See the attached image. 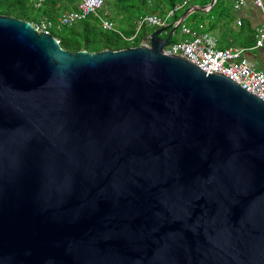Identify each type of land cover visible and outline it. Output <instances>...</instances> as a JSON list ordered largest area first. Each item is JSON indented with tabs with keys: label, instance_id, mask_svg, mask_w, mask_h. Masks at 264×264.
<instances>
[{
	"label": "water",
	"instance_id": "obj_1",
	"mask_svg": "<svg viewBox=\"0 0 264 264\" xmlns=\"http://www.w3.org/2000/svg\"><path fill=\"white\" fill-rule=\"evenodd\" d=\"M166 29L70 51L0 15V264H264V100Z\"/></svg>",
	"mask_w": 264,
	"mask_h": 264
},
{
	"label": "built area",
	"instance_id": "obj_2",
	"mask_svg": "<svg viewBox=\"0 0 264 264\" xmlns=\"http://www.w3.org/2000/svg\"><path fill=\"white\" fill-rule=\"evenodd\" d=\"M31 1L34 2L36 7H41L47 0ZM234 1L236 8L247 4L246 0ZM254 3L259 8L264 7L262 0H254ZM184 4L186 2L176 4L164 18L156 13H147L139 16L135 20V33L129 35L128 39L134 41L138 32L146 25L170 28L172 29L170 32L171 37L176 32V29L180 28L183 37L176 41H170L165 46L164 51L167 54L182 57L202 70L225 75L247 91L264 100V70L248 56L247 49L233 47L219 48L217 38L206 30L204 24L200 23L197 27H192L184 23L182 18L178 17L177 13ZM74 5L75 8L65 10L57 22L49 18H42L32 25L40 33L52 34L54 28L60 29L66 25H73L91 15H95L100 18L104 29H115V21L105 16L109 13L105 8V0H74ZM169 18H172V20H168ZM238 23L241 24V20ZM173 28L176 29L173 30ZM150 39L151 34L147 36L146 40H143V43L146 42L144 44L148 45ZM262 46H264V22L258 28L256 41V47Z\"/></svg>",
	"mask_w": 264,
	"mask_h": 264
},
{
	"label": "trees",
	"instance_id": "obj_3",
	"mask_svg": "<svg viewBox=\"0 0 264 264\" xmlns=\"http://www.w3.org/2000/svg\"><path fill=\"white\" fill-rule=\"evenodd\" d=\"M107 1L108 3L111 2V0ZM119 1L125 2L123 5L126 9L124 7L123 9L125 12H129L132 18L126 20L123 25L117 24L115 29H104L100 18L95 15H91L85 20L73 25H66L60 29L54 28L52 30V34L60 40L62 47L70 51L87 49L94 52L104 49L119 50L129 46H138L142 43L145 35H150L155 30V27H144L137 38H135L134 41H130L128 36L134 34L136 30L135 20L139 16L147 13H156L160 17H166L169 11L177 4L176 0H171L170 4L172 8L168 11L164 10L162 5L158 8L154 7V10L151 9L149 11L147 9L149 7V0ZM32 3L34 4L31 0H0V15L14 16L30 22H38L42 18H49L54 22H57L58 18L64 13V10L75 8L74 0H47L41 7H36L35 4L33 5ZM220 3H218V5ZM213 9L214 7L210 10ZM34 10H37L36 14L32 12ZM106 10L108 11L107 8ZM102 13L104 14V12ZM177 15L179 17L178 13ZM105 16L113 20L110 12Z\"/></svg>",
	"mask_w": 264,
	"mask_h": 264
},
{
	"label": "crops",
	"instance_id": "obj_4",
	"mask_svg": "<svg viewBox=\"0 0 264 264\" xmlns=\"http://www.w3.org/2000/svg\"><path fill=\"white\" fill-rule=\"evenodd\" d=\"M212 1L183 0L181 3L177 1V4L186 2L181 7V9L188 7L185 12L186 15L195 12L196 7L204 6L200 12L206 16L207 20L200 21V23L204 24L206 30L217 38L218 47L222 49L228 47L245 48L248 56L250 58L253 56L258 66L264 70V46L256 47L258 28L264 22V7H257L254 0H246L247 4L239 8L235 7L234 0H215L214 3ZM217 1L218 3L221 1V3L218 5ZM262 1L264 2V0ZM207 6L209 8H205ZM212 7L214 9L210 10ZM183 17L184 15L180 18ZM168 20H172V18ZM239 20H241V24L238 23ZM197 25L192 27H197Z\"/></svg>",
	"mask_w": 264,
	"mask_h": 264
},
{
	"label": "rangeland",
	"instance_id": "obj_5",
	"mask_svg": "<svg viewBox=\"0 0 264 264\" xmlns=\"http://www.w3.org/2000/svg\"><path fill=\"white\" fill-rule=\"evenodd\" d=\"M105 1H106V6L105 7L108 9V12L111 13V17L113 18V20L117 24H122L123 25L126 22V20H129L130 18H132L131 14L129 12H125V10L123 9V7L125 8V6L123 5L125 2H123V1L121 2L119 0H111V2L108 3L107 0H105ZM176 1H178L180 3L183 2V0H176ZM195 1H199V0H195ZM170 3H171V0H149V2H148L149 7L147 9L150 11L154 7L158 8L160 5H162L164 10L168 11L170 8H172ZM187 8H188L187 6L183 7L178 12L180 17L186 12ZM32 12L36 14L37 10H34ZM205 20H207V18H206V16L203 15L202 12L195 11V12H192L189 15H187V17L184 20V23H186V24H188L190 26H194V25H197L198 23H200V21H205ZM28 22H30V21H28ZM30 23L33 24L34 22H30ZM146 26H150V25H146ZM146 26H144V27H146ZM153 27H155V30L160 28L158 26H153ZM141 30L138 32L137 36L141 32ZM170 32H171L170 29H166L160 36L162 38H165V37H167L170 34ZM137 36H136V38H137ZM181 36H182L181 30H180V28H178V29H176V32L173 34V36L171 38V41L179 40L181 38ZM146 39H147V36L145 35L143 40H146ZM251 57H252L251 59L256 62L255 58L253 56H251Z\"/></svg>",
	"mask_w": 264,
	"mask_h": 264
},
{
	"label": "clouds",
	"instance_id": "obj_6",
	"mask_svg": "<svg viewBox=\"0 0 264 264\" xmlns=\"http://www.w3.org/2000/svg\"><path fill=\"white\" fill-rule=\"evenodd\" d=\"M116 23V22H115ZM116 25H117V23H116ZM170 29V28H169ZM170 30H172V29H170ZM151 36H152V33H151ZM172 38V37H171ZM60 41V40H59ZM171 41V39L169 40V42ZM143 42V41H142ZM144 43H146V42H144ZM144 43H141L140 45H146V44H144ZM151 45V39H150V43L147 45V46H150ZM165 48V47H164ZM165 52V51H164ZM166 53V52H165Z\"/></svg>",
	"mask_w": 264,
	"mask_h": 264
}]
</instances>
